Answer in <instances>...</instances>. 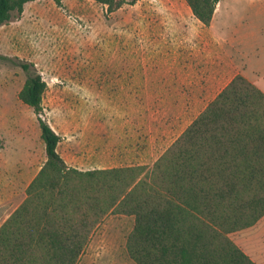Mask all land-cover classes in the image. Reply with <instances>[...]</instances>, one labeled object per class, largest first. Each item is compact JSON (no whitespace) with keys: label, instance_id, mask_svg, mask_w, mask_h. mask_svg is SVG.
<instances>
[{"label":"rangeland","instance_id":"obj_1","mask_svg":"<svg viewBox=\"0 0 264 264\" xmlns=\"http://www.w3.org/2000/svg\"><path fill=\"white\" fill-rule=\"evenodd\" d=\"M216 10L204 25L186 0H129L114 11L96 0H33L0 25V226L47 161L39 117L74 164L89 165L79 156L102 130L107 165L152 166L236 74L264 87V0H220ZM34 71L47 82L40 113L20 97ZM136 71L156 78L144 99L129 78H104ZM127 147L137 159L123 160ZM133 225L131 216L107 215L77 264H136L126 246ZM231 237L264 264V218Z\"/></svg>","mask_w":264,"mask_h":264},{"label":"trees","instance_id":"obj_2","mask_svg":"<svg viewBox=\"0 0 264 264\" xmlns=\"http://www.w3.org/2000/svg\"><path fill=\"white\" fill-rule=\"evenodd\" d=\"M29 1L0 0V25ZM96 1L109 11L129 2ZM186 1L210 25L220 0ZM46 88L34 71L20 97L40 113ZM39 120L48 158L0 226V264H77L111 213L134 218L126 246L136 264H258L231 237L264 216V91L245 75L236 74L152 166L69 167L58 151L62 136Z\"/></svg>","mask_w":264,"mask_h":264},{"label":"crops","instance_id":"obj_3","mask_svg":"<svg viewBox=\"0 0 264 264\" xmlns=\"http://www.w3.org/2000/svg\"><path fill=\"white\" fill-rule=\"evenodd\" d=\"M217 11V10H216ZM216 13V12H215ZM216 15V14H215ZM215 17V16H214ZM234 31L236 32H239L237 30L234 29ZM241 49V50H240ZM239 50L237 49V53L240 54V55H243L245 56V53H244V49L240 48ZM104 78L105 80H108V79H115L116 81H123L124 78H126V81H130L132 80V84H131V89L133 91H136V97L139 96V99L142 97V99H144V97H148L150 95V88L151 90L155 89L156 88V83L155 81L153 82H150L151 80H156V78H153L150 76L149 77V74L147 73H141L139 71H136V72H131V74H126V75H123V72H120L119 74H115V77L113 75H108V74H104ZM130 80H129V79ZM170 80V79H169ZM231 80V79H230ZM229 80V81H230ZM251 80V79H250ZM228 81V82H229ZM253 81L254 83H256L254 80H251ZM227 82V83H228ZM226 83V84H227ZM129 84V82L127 83ZM179 84H180V80H179ZM182 84V83H181ZM225 84V85H226ZM224 85V86H225ZM121 88H123V82H121L120 84ZM223 86V87H224ZM259 86V85H258ZM222 87V88H223ZM263 91H264V87L263 86H259ZM153 92V91H152ZM220 92V91H219ZM218 92V93H219ZM217 93V94H218ZM171 95H173V93H169ZM216 94V95H217ZM153 97H155V91L153 92ZM175 95L178 96V100H182V96L184 95L183 93V90L180 89L177 93H175ZM215 95V96H216ZM137 100L138 104L140 103L141 100ZM212 100V99H211ZM143 102L145 101H141V104H143ZM210 102V101H209ZM208 102V103H209ZM207 103V104H208ZM207 104L204 106V108L207 106ZM203 108V109H204ZM202 109V110H203ZM200 110L198 112V114L202 111ZM197 114V115H198ZM196 115V116H197ZM195 116V117H196ZM194 117V118H195ZM192 118V120L194 119ZM191 120V121H192ZM191 121L183 128V130L180 132V134L186 129V127L191 123ZM96 124H99V128H100V123H96ZM105 127V125H104ZM57 132V131H56ZM59 133V132H57ZM179 134V135H180ZM103 136V131L100 130V131H97L96 132V136H93L91 138V141L89 143H85V146L83 147V157L82 156H79V158H82L81 160H91V162L89 163V165L87 167H82L81 165H77V164H74L72 162L69 161V158L61 155L63 157V159L66 161L67 165L69 167H73V168H76V169H79L80 171H88V170H95V169H106V168H111V167H117V166H120L119 164H113V165H107L108 161H107V154L109 152V148L107 147V143L105 142V140L102 138ZM104 140V141H102ZM125 152H130L129 154H125V157H123L124 159L123 160H129L130 157H132V160L134 159H137V155L134 154L132 152V149L130 150L128 147L125 148ZM160 156V155H159ZM158 156V157H159ZM129 164H134V163H129ZM127 164V165H129ZM140 164H144V163H139L138 165ZM42 168V166H39V169L38 171ZM38 171L36 172V174L38 173ZM32 181V179L30 180V182ZM29 182V183H30ZM264 218V216L260 219L262 220ZM259 220V221H260ZM255 225V224H254ZM253 225V226H254ZM253 226H250L248 228H245V229H251ZM252 248L250 247L248 249L247 246H245L244 250L245 252L253 259L255 260L258 264H261L259 262V260L256 258V252L255 250H251Z\"/></svg>","mask_w":264,"mask_h":264}]
</instances>
